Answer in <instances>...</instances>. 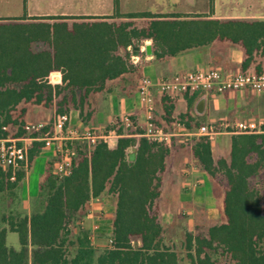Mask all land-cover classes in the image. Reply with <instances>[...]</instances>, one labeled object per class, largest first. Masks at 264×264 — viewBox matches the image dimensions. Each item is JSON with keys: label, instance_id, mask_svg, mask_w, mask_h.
<instances>
[{"label": "trees", "instance_id": "1", "mask_svg": "<svg viewBox=\"0 0 264 264\" xmlns=\"http://www.w3.org/2000/svg\"><path fill=\"white\" fill-rule=\"evenodd\" d=\"M112 2L110 16L0 18V139L24 135V105L54 107L53 120L33 137L51 134L54 120L72 111L87 122L90 95L136 75L141 63L133 61L132 48L140 50L146 41L154 60L229 43L244 52L240 72L264 73L262 19H212L213 0L206 14L195 16L122 13L119 0ZM60 19L73 21L68 26ZM161 102L167 126L199 127L188 113L173 117L171 96L162 95ZM115 132L114 148L99 140L88 154L79 153L69 174L58 178L49 168L39 186L41 209L29 216L1 214L0 264H182L177 252L163 244L157 212L172 141H148L139 127L123 131L118 125ZM190 145L192 158L222 190L224 222L203 235L185 233L189 264H217L215 256L229 264H264V185L262 192L251 183L264 184V126L257 133L232 134L226 156H216L206 137L193 138ZM42 148L43 142L32 143L26 168L12 173L0 167V194L12 195ZM102 195L115 200L114 218L110 247L96 255L88 232L79 226L72 237V226ZM7 232L17 235L18 249L6 245ZM71 247L74 252L68 255Z\"/></svg>", "mask_w": 264, "mask_h": 264}, {"label": "crops", "instance_id": "2", "mask_svg": "<svg viewBox=\"0 0 264 264\" xmlns=\"http://www.w3.org/2000/svg\"><path fill=\"white\" fill-rule=\"evenodd\" d=\"M113 0H103L97 1V5L94 7L92 13H84L83 15H73L70 12H62L57 14H45V15H31L26 13L24 16L26 21H32L30 18H40V17H79V16H90V17H102L110 16L113 12ZM150 12V11H142ZM155 13V12H151ZM161 13V12H157ZM164 13V12H162ZM172 13V11H169ZM205 14V13H203ZM17 17V18H22ZM212 19L219 20H228V19H262L264 17H241L239 15H217L215 13V5H213ZM66 22L73 21L69 19H60ZM47 22H54L58 20H46ZM150 45L149 41H146L142 46V50H139L138 56H132L134 62H140L141 67L140 71L136 75H126L114 81L108 83V92L98 93L90 95L89 105L90 110L92 111V116L87 122H82L78 119L77 113L72 111L68 115L69 120L72 119L71 116H76V125L82 130H88L94 133L98 138H105V143L109 148H114L118 135L115 132V128L120 125V119L124 116H128L134 124H137V127L143 126L145 124V112L144 107L137 95V85L140 81V78H150L151 80H158L161 78H168L174 74L184 73L188 71H204L210 69L222 70L223 73H236L240 72V64L244 59L243 50L235 45L225 43V42H215L209 46L202 48L189 49L184 51L174 57L165 58L163 60H154L152 55H147L145 53L144 47ZM151 51V46H150ZM251 72V71H249ZM58 81L54 83H58ZM200 94L190 95H173L171 96L174 99V112L173 117L181 114H189L197 121L200 125H209L213 123H222L224 124V130L220 133L223 136H227L230 142V136L232 135V130H234L233 125L237 122L244 123H254L260 127L263 125V120H261L262 111L264 110V99L262 100H252L249 94V91H236L231 93L224 94H210L207 97L206 109L202 116L198 117L193 113L192 107ZM153 96V116L156 123L160 124L163 128L165 127L164 121L162 120L163 110L162 102L159 93L152 91ZM192 98V99H191ZM189 99L191 100L189 106ZM35 107V108H33ZM255 114L256 117H253ZM54 118V107L44 108L42 106L30 105L25 109V115L23 117L26 123H40L46 125L43 119L52 121ZM75 118V117H74ZM44 122V123H43ZM202 122V124H201ZM49 123V122H48ZM47 123V124H48ZM68 128L78 132L77 128L75 129L70 124H67ZM167 126V125H166ZM197 128L187 129L185 127L171 126V130L176 133V137H184L185 141L188 143L189 148L192 143L193 138L190 132H194ZM175 139V138H174ZM172 140V143L174 141ZM59 142L54 143L57 146ZM211 140V145H212ZM46 148L41 149V152L36 156L31 164L29 169L26 171L24 178L18 183L17 187L12 191V195L7 197L5 194H0V214H18L22 216H29V214L35 209H41L44 205L43 198L39 194V186L44 180L49 168H51V162L54 161L56 155V148ZM173 144L170 156L167 159L166 170L162 176V187L160 198L163 200L168 196H171V202L173 203L172 198L176 202L185 204L184 206H191L196 208H202L203 206H211V197L209 193L216 194L215 188L211 184V180L208 176L202 171L200 165L192 158L190 152V161L194 166L185 169L178 165L175 167L169 165V161L174 153ZM222 153H228L229 146L221 148ZM214 153V151H213ZM54 163V162H53ZM189 164H187L188 166ZM176 169V170H175ZM168 174V176H167ZM167 176V177H166ZM168 179V181H167ZM192 180H195L192 183ZM189 182L191 184L189 185ZM215 191V192H214ZM209 192V193H208ZM167 197H166V196ZM212 195V194H211ZM176 197V198H175ZM221 199V198H220ZM98 201L97 199L92 200L91 202ZM90 202V203H91ZM206 202V204H205ZM221 202V200H220ZM89 203V204H90ZM158 204V203H157ZM202 206V207H201ZM213 206V205H212ZM217 206H222V202ZM114 207H112L111 214V223L109 225V234L107 239L99 238L100 235H95L90 238L92 246L96 249V255H98L102 250L109 248V241L112 236V220L114 218ZM88 209V207H87ZM190 210L183 208L182 213H190ZM193 211V210H192ZM197 211V210H196ZM158 212V210H157ZM173 207L166 206L163 210V218H172ZM210 213V211H208ZM189 215V214H188ZM193 215V214H192ZM92 215H87L84 219L83 229H90L93 227L96 233L101 228L105 226H100L103 223L101 221H96L97 217L93 220H89ZM159 222L163 229V223H161V218L159 216ZM162 217V216H161ZM214 225V224H213ZM211 226V225H210ZM209 226V227H210ZM99 229V230H98ZM8 233V232H7ZM191 233V232H188ZM164 234V230H163ZM192 235H197L193 234ZM184 238L181 242L183 247ZM163 244L166 245L164 239ZM173 249V246L171 245ZM175 250V249H173ZM176 252V250H175Z\"/></svg>", "mask_w": 264, "mask_h": 264}, {"label": "rangeland", "instance_id": "3", "mask_svg": "<svg viewBox=\"0 0 264 264\" xmlns=\"http://www.w3.org/2000/svg\"><path fill=\"white\" fill-rule=\"evenodd\" d=\"M97 1L103 0H0V18H17L24 16L26 13H29L31 15H58L62 12H70L73 13V15H83L84 13H92V11H94V7L97 5ZM212 4L215 5V13L217 15L264 17V0H213ZM208 5L209 0H119L120 12L122 13L150 11L155 13L161 12L158 14H170L169 11H172V13L195 16L204 15L203 13L206 14L209 11ZM71 22L72 21L68 22V26H70ZM138 24H142V21H138ZM140 50H142V47L140 48ZM52 84H54V82H52ZM249 94L252 100L257 101L264 99V92H249ZM28 106L30 105H24L23 107L27 109ZM71 117L72 119L69 120L68 124L73 126L75 129L77 128L78 133L83 132V128H79L76 125V116ZM253 117H256L255 114H253ZM261 118V120H263L261 122H263L264 125V110L262 111ZM43 121L47 124L48 122H50V119L46 121L45 119H43ZM27 124L32 123H26L24 121V126ZM164 126L168 127L167 129L171 130V127L166 125ZM172 126L177 127L175 126V123ZM139 128L142 130V126ZM212 143V150L214 151V154L216 156L227 155L226 152L222 153L221 151V148L229 146V140L227 136L218 134L213 137ZM173 144L175 145V147L173 148L174 153L171 157V160L169 161V165H173L174 168L178 167V165H181V167L185 169H188L190 167L194 169V166L190 161V148L188 143L185 141V138L176 137L173 141ZM75 148L78 154L80 152L83 153V149L81 146L76 144ZM53 162H51V166L53 165ZM187 164L189 165L187 166ZM194 181L195 180H192V183ZM251 183L253 186H257L260 191L263 190L264 184L260 185V182L258 183V181L255 182L254 180H252ZM190 184L191 182H189V185ZM211 184L215 188L217 193L213 194L208 192L212 200L210 203L211 206L209 207L201 206L202 208H196L195 206L192 207L193 209H191V206H184L185 204L182 205V203L178 204L173 198V203L170 204L171 196L169 195H167L168 200L166 198L164 200L162 198H159L158 200V212L161 218L160 221L161 223H163L164 230L163 239L166 243V246H168L169 248H171V245L173 246V249L176 250L182 264H189L181 245L185 233L191 232L193 234L203 235L206 233L210 225L224 222L222 206H217L222 202V190L214 182L211 181ZM114 203L115 200L111 196L107 195H102L98 198V201L91 202L88 205L86 214L82 217L81 221L72 226V237L77 234L79 226H83L84 219H86L87 215L89 214L92 215L89 220H93V218L95 217H97V219H95L96 221H101L103 219L104 221L100 226H105L104 229H100L102 230L100 231V233L99 231L96 233L93 227L90 229H85L88 232L89 237L91 238L92 236L100 235L99 238L107 239L109 234V225L111 223L110 219L112 214V207L114 206ZM170 205L174 209V215H171L172 218H163V210L166 208V206ZM262 207L264 209V199L262 201ZM183 208L190 210L188 211L190 213H182ZM208 211H210V213ZM1 226L2 224L0 222V227ZM6 245L8 247L18 249V237L15 233L8 232L6 234ZM69 252L68 255L73 254L74 247H71ZM215 258L217 264H229L228 261L224 258H221L219 256H215Z\"/></svg>", "mask_w": 264, "mask_h": 264}, {"label": "built area", "instance_id": "4", "mask_svg": "<svg viewBox=\"0 0 264 264\" xmlns=\"http://www.w3.org/2000/svg\"><path fill=\"white\" fill-rule=\"evenodd\" d=\"M52 75V74H51ZM51 79V78H50ZM51 82L52 79H51ZM249 91L253 93L264 92V73L253 72L223 73L218 69L204 71H188L174 74L168 78L151 80L141 78L137 85V94L144 107L145 124L143 126L142 137L151 142L169 143L176 138V133L170 129L158 125L153 116V96L152 91L160 95H183V94H224L227 92ZM68 116L60 115L54 122L51 134L43 137H33L32 134L39 132L45 125L27 124L23 127L24 135L20 137L8 136L0 139V167L9 168L12 173L17 169L26 168L27 154L33 142H43V149L54 147V143L59 142L56 148V155L52 167V173L58 178L69 174L73 160H77L79 154L75 148L76 144L81 146L83 152L87 154L91 148L105 138H98L90 130L78 133L68 128ZM119 124L123 131L137 127L128 116L120 119ZM175 126H181L176 123ZM224 124L213 123L199 126L191 135L194 137H206L212 140L213 137L224 130ZM232 134L257 133L260 127L254 123L237 122L233 125ZM5 130V128H3ZM14 176L10 177L12 181ZM111 244V240L109 241Z\"/></svg>", "mask_w": 264, "mask_h": 264}, {"label": "water", "instance_id": "5", "mask_svg": "<svg viewBox=\"0 0 264 264\" xmlns=\"http://www.w3.org/2000/svg\"><path fill=\"white\" fill-rule=\"evenodd\" d=\"M144 50H145V53L147 55L151 54L150 45H146L144 47ZM138 53H139V48L138 47H133L132 48V55L133 56H138ZM54 79L57 80L58 78L55 77ZM207 97H208L207 93H202V94L199 95V97L197 98V100L193 104L192 110H193V113L196 116L200 117V116H202L204 114L205 109H206Z\"/></svg>", "mask_w": 264, "mask_h": 264}]
</instances>
